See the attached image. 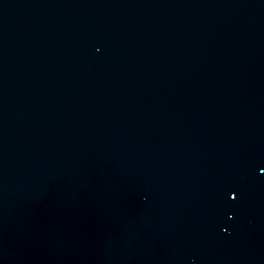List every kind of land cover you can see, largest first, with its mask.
Returning a JSON list of instances; mask_svg holds the SVG:
<instances>
[{
  "label": "water",
  "instance_id": "1",
  "mask_svg": "<svg viewBox=\"0 0 264 264\" xmlns=\"http://www.w3.org/2000/svg\"><path fill=\"white\" fill-rule=\"evenodd\" d=\"M0 264H264V0H0Z\"/></svg>",
  "mask_w": 264,
  "mask_h": 264
},
{
  "label": "snow or ice",
  "instance_id": "2",
  "mask_svg": "<svg viewBox=\"0 0 264 264\" xmlns=\"http://www.w3.org/2000/svg\"><path fill=\"white\" fill-rule=\"evenodd\" d=\"M232 195H233V196H236V195H237V193H236V192H233V193H232Z\"/></svg>",
  "mask_w": 264,
  "mask_h": 264
}]
</instances>
